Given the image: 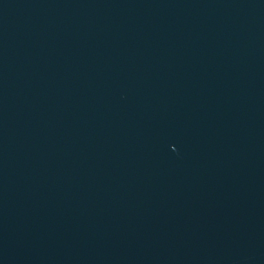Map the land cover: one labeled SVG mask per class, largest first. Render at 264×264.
Returning a JSON list of instances; mask_svg holds the SVG:
<instances>
[{
    "label": "water",
    "instance_id": "water-1",
    "mask_svg": "<svg viewBox=\"0 0 264 264\" xmlns=\"http://www.w3.org/2000/svg\"><path fill=\"white\" fill-rule=\"evenodd\" d=\"M0 264H264V0H0Z\"/></svg>",
    "mask_w": 264,
    "mask_h": 264
}]
</instances>
